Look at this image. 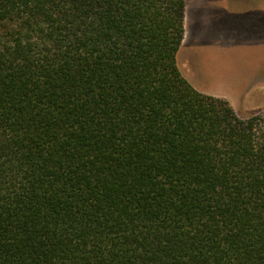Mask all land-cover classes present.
Instances as JSON below:
<instances>
[{
    "label": "trees",
    "instance_id": "trees-1",
    "mask_svg": "<svg viewBox=\"0 0 264 264\" xmlns=\"http://www.w3.org/2000/svg\"><path fill=\"white\" fill-rule=\"evenodd\" d=\"M185 0H0V264H264V112L196 90Z\"/></svg>",
    "mask_w": 264,
    "mask_h": 264
},
{
    "label": "rangeland",
    "instance_id": "rangeland-1",
    "mask_svg": "<svg viewBox=\"0 0 264 264\" xmlns=\"http://www.w3.org/2000/svg\"><path fill=\"white\" fill-rule=\"evenodd\" d=\"M177 55L198 91L229 102L241 117L264 112V0H185Z\"/></svg>",
    "mask_w": 264,
    "mask_h": 264
}]
</instances>
